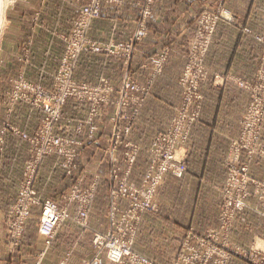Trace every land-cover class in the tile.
I'll return each mask as SVG.
<instances>
[{"label":"rangeland","instance_id":"374dc122","mask_svg":"<svg viewBox=\"0 0 264 264\" xmlns=\"http://www.w3.org/2000/svg\"><path fill=\"white\" fill-rule=\"evenodd\" d=\"M39 1L8 0L0 30V154L2 158L6 155V138L23 141L29 154L27 160H18L21 177L14 203L7 211L0 209V216L6 218V225L0 223L3 245L17 248L31 216L38 215L37 234L45 246L51 245L57 230L70 223L82 232H92L96 255H104L110 264L114 263L107 254L112 249H126L157 264H264V18L249 22L259 27L253 35L261 47L253 78L233 81L245 102L236 133L228 140L223 138L217 146V161L210 162V175L200 177L192 175L199 172L198 161L191 159L186 164L184 156L203 116V88L209 79L205 59L214 33L220 24L238 23L226 0L181 1L185 6L190 2L194 9L191 40L184 64L179 71L175 68L173 109L160 103L149 118L153 122L149 131L148 123H141L142 112L171 57V48L167 45L151 52L146 41L143 48L148 52L141 67L146 74L141 84L130 63L151 27L164 19L155 17L156 10L163 8L160 0H64L73 4L74 14L70 21L61 22L67 27L60 37L61 57L52 81L45 85L29 80L22 71L29 49L22 45L26 33L20 16L23 11L32 14L30 30L37 28ZM65 3L48 0L44 19L50 20L53 14L58 17L59 9L68 7ZM93 4H98L99 15L84 16L83 9ZM101 19L116 24L120 19L127 21L126 25L121 22L127 31L123 40L96 35L92 28L97 21L101 27L109 24ZM5 41L20 43L19 67L5 61L9 57ZM92 56L119 58L126 68L122 78L114 82L103 76L99 61L90 71L87 66L81 69L83 76L77 79L79 64ZM96 71L99 75L94 81ZM19 108L35 117L32 111L39 112L40 122L23 128L17 123L20 118L13 117ZM13 149L17 151V146L11 144ZM48 158L56 160L67 185L58 201L40 200L35 190L39 170ZM3 162L0 159V170ZM101 185L109 187L105 232L93 231L88 225ZM199 186L206 187L205 191ZM0 187L4 188L1 182ZM30 191L26 204L21 199ZM46 202L70 216L58 225L49 244L39 234ZM26 208L27 214L20 218Z\"/></svg>","mask_w":264,"mask_h":264},{"label":"crops","instance_id":"0c3cea01","mask_svg":"<svg viewBox=\"0 0 264 264\" xmlns=\"http://www.w3.org/2000/svg\"><path fill=\"white\" fill-rule=\"evenodd\" d=\"M181 1L160 0L163 8L156 10L155 17L161 16L164 19L160 20V22L157 21L155 27H151L149 36L143 40L144 42L141 46H137L138 49L130 63V70L133 71L136 82L141 84L146 74V70L141 68L144 61L143 57L148 52L146 51L147 48H143L146 41L150 43L151 52H156L167 45L171 48V57L164 67L162 76L152 86L147 106L142 112L141 119L143 120H141V123H148L146 125L147 131H149V126H153V122L150 123L149 118H153V112L160 106V103L167 110H172L175 104L177 96L175 77L178 74L177 70L179 71L184 64L186 52L189 48L192 32L190 20L194 10L189 7L190 2L185 6V2L182 4ZM207 1L211 2V0ZM47 2L48 0L39 1V10H36L39 12L36 22L38 25L32 31L28 24L32 14H26L23 11L20 16L24 28L23 32L26 33L22 45H28L29 49L28 56L25 57L28 61L23 65L22 71L29 80L41 82L44 85L46 82L52 81V74L56 70L61 57L63 47L60 37L64 34V28L65 30L67 28L61 22L65 18L70 21L74 14L72 3L69 4L65 3L64 0H58L59 3H65L68 7L65 9L60 8L58 17L53 14L50 20L44 19L43 10L46 9ZM226 3L235 12L238 23L220 24L217 26L209 54L205 59L209 79L203 88V116L195 132L192 133L190 148L187 149L186 156H184L185 161H187L186 164L191 159L198 161L199 172L198 174H192L194 176L210 175V162L217 161V146L219 147L223 138L228 140L235 135L240 110L244 108L245 102L243 93L235 87L233 81L252 80L255 65L261 52V47L255 42L253 35L259 33L257 31L259 27L258 25H249V22L254 17L264 18V0H226ZM102 20L103 22L109 20L107 21L109 24L101 27L97 24V21L92 28L96 35L106 36V40L107 38L115 41H117L116 38H121L119 41L123 40L122 38L127 31H123L125 26H121V22L128 23L127 21H120V19L118 20L119 24H116L111 19H101L99 22ZM21 22L19 21V24ZM111 23H113V30ZM126 27L129 29L133 26ZM26 28L30 32L27 33ZM245 29L251 30L250 33H245ZM4 44L9 56L5 61L9 65L19 67L16 57L21 49L19 47L20 43L5 41ZM9 60L12 61L9 62ZM99 61L104 68L101 74L110 81H119L126 71L123 62L119 58L97 59L92 56L79 64L76 78H80L79 74L83 76L84 71H81V69L87 66L90 71L91 66L94 67ZM176 67L177 70L175 69ZM94 75L93 80L97 81L99 71H96ZM213 76H217L218 80ZM211 83H213L214 87ZM32 112L36 113L37 117L19 108L13 111V117L20 118L19 122L21 124L17 123L23 128H27L26 126L33 128L40 122L41 114L37 111ZM145 118L147 119L146 121ZM6 140V155L2 158V153L0 154V159L4 160L0 170V182L4 186V188L0 187V194H3L0 196V209L7 211L15 201L17 181L21 177V172L16 169L18 168L17 165H19L18 160H27L29 154L25 150L26 145L23 141L20 143L18 140H10L9 138H6ZM11 144L13 147L14 145L17 146V151L11 150ZM17 155L19 158H17ZM55 161L51 158L46 159L39 170V178L35 185V190L40 200L54 199L58 201L61 194L66 192L67 185L62 182L59 175L61 173H58V165H55ZM201 189L205 191L206 187L199 186V190ZM108 191L109 187L105 185L98 187L88 220L89 228L93 231L105 232L108 229V221L105 215ZM37 212L39 211L34 213L38 214ZM38 220V215L31 216L17 248H11L9 245L6 247L2 243L4 238L0 239V264H61L64 259H66L64 264H110L104 255H96L91 244L92 232H82L78 227L70 223L63 225L57 230L51 245L49 247L45 246L44 239L37 234ZM0 223L6 225L4 215L0 216ZM4 246L6 248H3Z\"/></svg>","mask_w":264,"mask_h":264},{"label":"built area","instance_id":"2783aa9c","mask_svg":"<svg viewBox=\"0 0 264 264\" xmlns=\"http://www.w3.org/2000/svg\"><path fill=\"white\" fill-rule=\"evenodd\" d=\"M97 6L98 4H93L92 7L90 6L89 8H84L82 14L90 18L92 17L96 18L99 15ZM94 51L99 52L100 48H95ZM63 102L64 100H61V103ZM44 110L46 112H49L47 107H44ZM30 193L31 191L27 193L28 194L27 197H22L21 201L25 203L30 201ZM21 212L23 214H20V218L24 217L27 214V208L21 210ZM69 219L70 216L66 214L64 210H61L52 202H46L43 208L39 234L43 236L46 239V243L49 244L58 225L62 221L64 220L66 221ZM107 258L110 262L114 264H126V261L130 262L131 264H157L154 261H151L145 257L132 255L131 252L126 249L123 252L120 251L119 249H112L108 252ZM177 264H183V263L178 262Z\"/></svg>","mask_w":264,"mask_h":264},{"label":"bare ground","instance_id":"6f19581e","mask_svg":"<svg viewBox=\"0 0 264 264\" xmlns=\"http://www.w3.org/2000/svg\"><path fill=\"white\" fill-rule=\"evenodd\" d=\"M8 0H0V30L3 22V14Z\"/></svg>","mask_w":264,"mask_h":264}]
</instances>
